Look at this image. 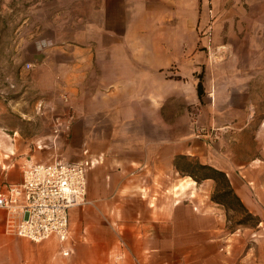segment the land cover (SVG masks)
Here are the masks:
<instances>
[{"label": "crops", "instance_id": "crops-1", "mask_svg": "<svg viewBox=\"0 0 264 264\" xmlns=\"http://www.w3.org/2000/svg\"><path fill=\"white\" fill-rule=\"evenodd\" d=\"M21 43L27 86L68 132L60 156L94 166L64 244L9 234L0 209V264H249L228 256L221 214L164 204L156 179L179 173L180 156L250 174L256 155L243 144L264 111V0H36ZM29 165L17 162L5 182L20 183ZM186 179L173 190L195 185Z\"/></svg>", "mask_w": 264, "mask_h": 264}, {"label": "rangeland", "instance_id": "rangeland-1", "mask_svg": "<svg viewBox=\"0 0 264 264\" xmlns=\"http://www.w3.org/2000/svg\"><path fill=\"white\" fill-rule=\"evenodd\" d=\"M33 1L36 0H0V192L8 185L5 174L13 172L17 162L35 164L55 158L63 160L60 142L68 138L64 129L62 140L53 142L52 120L57 111L38 101V96L27 86L28 78L22 70L25 68L22 58L25 47L21 41L25 39L27 13ZM259 113L262 114L258 122H252L246 129L249 135L243 144L245 152L256 155L250 164V174L228 177L235 189L244 190L242 194L250 203L247 209L260 220L257 226L253 220L238 226L241 215L235 205L226 214L221 206L211 201L214 182L197 183L191 178L195 185L176 192L173 188L185 182L188 176L165 172L156 179L157 198L164 204L172 199L192 203L202 214H221L224 232L228 235V256L246 257L249 264H264V111ZM37 145L46 147L37 150ZM153 181L154 177L148 175L147 182Z\"/></svg>", "mask_w": 264, "mask_h": 264}, {"label": "built area", "instance_id": "built-area-1", "mask_svg": "<svg viewBox=\"0 0 264 264\" xmlns=\"http://www.w3.org/2000/svg\"><path fill=\"white\" fill-rule=\"evenodd\" d=\"M207 15L206 36L211 42L214 20L211 8ZM31 67V64H25L26 69ZM52 125L53 142L59 141L65 126L58 116L52 120ZM93 166L91 160L70 163L58 158L26 166L22 181L6 185L0 192V209L6 213V232L33 243H42L52 237L60 244L66 243L70 234L69 210L88 203L86 177ZM61 253L68 256L72 251L62 248Z\"/></svg>", "mask_w": 264, "mask_h": 264}, {"label": "trees", "instance_id": "trees-1", "mask_svg": "<svg viewBox=\"0 0 264 264\" xmlns=\"http://www.w3.org/2000/svg\"><path fill=\"white\" fill-rule=\"evenodd\" d=\"M175 168L180 174L192 178L197 183L206 180L215 182L216 186L211 195V201L221 206L226 211V214L235 205L241 215L237 223L238 226L246 225V221L248 220H253L255 226L260 223L259 218L251 214L235 193L228 176L223 171L214 169L208 165L192 162L184 156L177 158Z\"/></svg>", "mask_w": 264, "mask_h": 264}]
</instances>
